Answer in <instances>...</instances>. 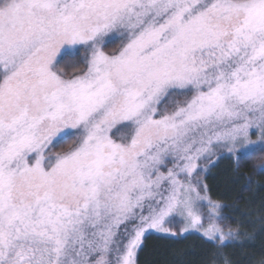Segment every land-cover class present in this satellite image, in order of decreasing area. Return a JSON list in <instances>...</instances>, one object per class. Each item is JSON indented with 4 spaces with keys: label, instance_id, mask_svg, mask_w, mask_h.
Returning a JSON list of instances; mask_svg holds the SVG:
<instances>
[{
    "label": "snow or ice",
    "instance_id": "6c2138e0",
    "mask_svg": "<svg viewBox=\"0 0 264 264\" xmlns=\"http://www.w3.org/2000/svg\"><path fill=\"white\" fill-rule=\"evenodd\" d=\"M253 128L264 143V0H0V264H136L153 230L225 246L198 162L246 159Z\"/></svg>",
    "mask_w": 264,
    "mask_h": 264
},
{
    "label": "trees",
    "instance_id": "16d2710c",
    "mask_svg": "<svg viewBox=\"0 0 264 264\" xmlns=\"http://www.w3.org/2000/svg\"><path fill=\"white\" fill-rule=\"evenodd\" d=\"M74 59L80 63L74 54L65 60ZM65 67L71 72L72 66ZM240 156L247 158L222 154L204 177L208 195L224 206L221 222L234 229L236 239L218 247L195 233L181 237L149 233L136 264H264V150Z\"/></svg>",
    "mask_w": 264,
    "mask_h": 264
},
{
    "label": "rangeland",
    "instance_id": "374dc122",
    "mask_svg": "<svg viewBox=\"0 0 264 264\" xmlns=\"http://www.w3.org/2000/svg\"><path fill=\"white\" fill-rule=\"evenodd\" d=\"M120 47H121L120 39L113 38V39H110V40H108L106 42V44L104 45V51L106 53L112 54V53H115L116 51H118V49ZM74 55H77L80 58V60H79L80 63L77 62L76 59H74V61L66 62L65 59H66V56H68V55L63 56V58H59L58 57V61L59 62L57 64V68L60 71L64 72L66 75H69V76L73 72H79V71H81V70H83L85 68L84 59H85V56L88 55V53L86 52V50L84 48H79L78 51L74 52ZM72 62H74V63H72ZM65 65H67L69 68L72 66L71 72H67V69H66ZM180 99H182V97H180ZM165 103H167V102H165ZM161 107L163 108L164 105L162 104ZM169 107H171V106L169 105ZM129 131H130V129L126 125H117L112 130L111 135H112L113 139H116V140L119 141L120 137L124 136V135H127ZM77 135L78 134H76V135H67V136H65L63 138H60V139L54 141L45 150L46 155H55L56 153H61V152L67 151L71 146H73L76 143ZM63 140L67 141V142H65V147L61 148L60 147V143ZM249 142H251V143H249ZM241 143L242 144L243 143H247L248 146H247V148L242 149L240 151L239 155H245V154H248L250 152L264 150V143L261 142L260 134H259L258 130H256L255 128L250 130L248 141H241ZM240 147H241L240 144L236 145V149H240ZM220 152L222 154H228V149L227 148L221 149ZM233 154L236 155L235 152ZM215 159H216V157L214 156L212 158V160L215 161ZM198 164H199V166L201 168L206 169V171H201V172L197 173V176L200 179L203 180V183H205L204 182V177H205V174L207 173V171H208V169L210 167L211 161H209V160H201V161L198 162ZM168 166L171 167V164H169ZM181 179H184V177L182 176ZM202 208H203V211L205 213V215L202 218L203 228H207L211 223H216L219 227H221L224 230L225 233H227L229 230H233L234 231V229L225 226V224H223L221 222V211H222V208L219 209V212H220V218L219 219H216L214 217L210 218L207 215V206L206 205H203ZM165 226L171 228L173 232L179 233L180 229L184 226V224L181 221V219L179 217H177L172 224H166ZM202 232H203V229H200L199 231H190V232L185 233L183 235H169V234H165V233H161V232H157V231L153 230V231H150V232L146 233L145 236L147 234H149V233L163 234V235H169V236H174V237H181V236H185V235L190 234V233H195V234H198V235L202 236ZM235 239H236V236L227 237V242H231V241H233ZM143 240H144V238H143ZM143 240H142V243H143ZM216 242L220 243L218 240ZM137 253H138V251H137ZM136 258H137V254H136Z\"/></svg>",
    "mask_w": 264,
    "mask_h": 264
}]
</instances>
